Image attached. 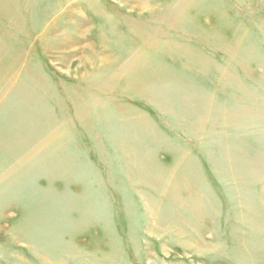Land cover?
Wrapping results in <instances>:
<instances>
[{"label": "rangeland", "instance_id": "rangeland-1", "mask_svg": "<svg viewBox=\"0 0 264 264\" xmlns=\"http://www.w3.org/2000/svg\"><path fill=\"white\" fill-rule=\"evenodd\" d=\"M0 264H264V0H0Z\"/></svg>", "mask_w": 264, "mask_h": 264}]
</instances>
